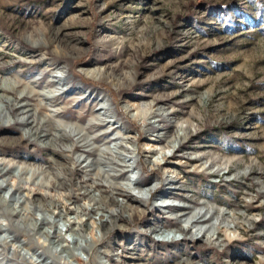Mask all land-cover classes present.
Here are the masks:
<instances>
[{
    "label": "rangeland",
    "instance_id": "rangeland-1",
    "mask_svg": "<svg viewBox=\"0 0 264 264\" xmlns=\"http://www.w3.org/2000/svg\"><path fill=\"white\" fill-rule=\"evenodd\" d=\"M14 82L0 91L21 97L0 113V264H264V0H0V84ZM100 116L133 156L115 182L155 189L80 254L68 222L90 237L91 198L124 200L74 143ZM206 209L207 223L179 232ZM45 213L50 225L29 230ZM212 224L213 238L196 235ZM49 227L62 239H41ZM169 232L183 240L158 241Z\"/></svg>",
    "mask_w": 264,
    "mask_h": 264
},
{
    "label": "bare ground",
    "instance_id": "bare-ground-1",
    "mask_svg": "<svg viewBox=\"0 0 264 264\" xmlns=\"http://www.w3.org/2000/svg\"><path fill=\"white\" fill-rule=\"evenodd\" d=\"M17 82H14L13 84H8V83L0 84V91L15 93ZM56 85L62 86L61 79L58 80ZM56 89L57 91L60 90V88H56ZM42 99L47 100L46 97L45 98L43 97ZM18 100L21 101V97H16L15 99L0 98V113L2 112V110H6L7 108H10V107L12 108L14 106V102H18ZM43 110H46V108L44 109L43 107ZM54 114L53 116H55ZM50 117L52 118V116ZM50 117L47 116L48 119ZM100 117L99 118L95 117V119H98V120H93L95 124H91V125L88 124L89 127H87L84 131L81 130L82 131L81 133H76L75 135H77V139L74 143L80 144L79 148L89 149V151L87 150L85 151V153L91 154V156L94 157L93 160L90 163L86 164L83 168H89L90 172L93 171L95 175L94 176L95 181L98 182L99 180L103 183L102 185L104 188L120 193L121 195H123L124 200L122 201V203H119V201L114 202L112 197H107L106 201H102V199H100V197L98 196L91 198L92 205L87 210L82 209L80 212L82 217H85L91 221L93 220L91 225L94 227L93 228L94 231L92 230L93 231L91 232L92 236L90 237H86V233L81 230L83 228L82 221L68 222V225L65 226L66 231H69V232L78 231V234L72 236L70 239H67V240L69 241L70 244H75L80 254L82 252L83 254L85 253L84 250L86 249L87 246H89V242H90L89 240H93L94 237H99L100 233H102V230L105 231L108 229V227L112 228L117 218L122 219L121 217H123V215L126 214L127 212L132 213L133 216L141 215L142 212L139 211L138 207L131 206L128 203H131V202L138 203L139 201L145 200L146 197L155 189L154 186L140 188L139 183L132 176L128 177L127 180H125V182L123 181L120 184L115 182L116 177L113 175V173H117L120 168H127V170H129L130 168L129 166L125 164V162L132 161L133 156H132L131 150L122 143V134L119 132H116V129L113 127L112 123L109 120H104L105 119L104 117H101V118ZM132 118H134V116H132ZM99 128L104 129L105 131L99 136L89 137L91 133H93L95 130ZM70 132L73 133V131H70ZM113 132L115 133V136L112 137L110 140L105 141L104 148L102 147L98 148L94 146V144L99 142L102 136L108 135L109 133H113ZM29 135L34 136L35 132L30 130ZM175 143L172 142L170 144H175ZM107 144H113V145L110 147V146H107ZM170 148H172V150L175 149V145L173 146L171 145ZM155 151H156L155 149L153 150L151 149L148 151V153L154 154ZM168 158L169 156L167 154L161 152L158 154L157 158L154 159L153 164L155 166H159L161 164L166 166V164H168L167 163ZM81 162L83 161L82 160L78 161L79 164H82ZM97 167L98 169H96ZM101 167H105L106 169L103 170ZM30 171H31V175H35L37 172L33 170H30ZM129 171L131 172V170ZM167 172L169 173V171ZM172 178H174L173 175H167L165 179L169 180ZM56 187H57L56 185L53 186L54 189H56ZM164 199H168V197H165ZM102 203H106L105 204L106 206H104ZM160 208H163L165 210H177L178 209L177 206H174V205L172 206L169 204L162 205L160 206ZM54 210L62 212L64 210V207L57 205V206H54ZM91 213H93V215H91ZM210 213L211 211L209 209H206L204 212L193 213L192 216L187 218L186 226L179 228V232L182 234L186 231H189L195 225H201V224L207 223L209 218H206L205 216H207V214H210ZM130 216L131 215L127 214L124 218L127 219ZM46 217H47V213H45V215L42 214L39 217L30 219L31 222H29L28 224L29 230H33V232H35V231H38V227L42 224L47 223L50 225V221L49 220L47 221ZM71 226H73V228H71ZM215 226H216L215 224H212L204 229L196 230V235H200L203 237L205 236V234L209 233L210 237L213 238L215 234H217V233H212L216 231ZM235 226L236 225L234 224L231 228H234ZM78 228H81V229L78 230ZM51 229L52 227L43 228L38 233L40 238L43 239L44 241H47V240H51L54 236L55 238H57L56 235L60 237V235H58L56 231L52 232ZM156 236L158 237L159 242L173 243V242H179L183 240L181 239L182 237H177L175 232H169L166 234L161 233V234H157ZM68 247L67 245L59 244V241H56L53 252L58 255H61L63 260L68 261L69 263L71 262L74 263L75 261L68 259L69 258L68 254H70L67 251ZM84 255L86 257L83 259L84 262L90 264V258L88 257V255L86 254ZM43 262H44V259H40L39 261H37V264H42Z\"/></svg>",
    "mask_w": 264,
    "mask_h": 264
}]
</instances>
